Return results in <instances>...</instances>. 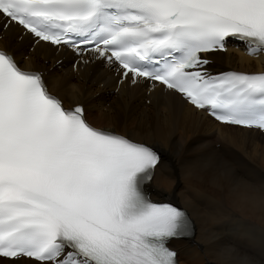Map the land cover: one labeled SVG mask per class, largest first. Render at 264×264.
Masks as SVG:
<instances>
[{"label": "snow or ice", "instance_id": "snow-or-ice-1", "mask_svg": "<svg viewBox=\"0 0 264 264\" xmlns=\"http://www.w3.org/2000/svg\"><path fill=\"white\" fill-rule=\"evenodd\" d=\"M0 27L99 59L121 82L178 95L216 121L264 131V71L210 72L230 39L264 52V0H0ZM161 157L65 107L0 50V264H177L193 227L147 193Z\"/></svg>", "mask_w": 264, "mask_h": 264}, {"label": "bare ground", "instance_id": "bare-ground-1", "mask_svg": "<svg viewBox=\"0 0 264 264\" xmlns=\"http://www.w3.org/2000/svg\"><path fill=\"white\" fill-rule=\"evenodd\" d=\"M3 34L0 43L27 69L42 71L66 106L82 104L93 125L160 152L149 191L185 208L193 222L189 237L170 241L179 264H264V134L215 123L158 85L148 96L143 84L123 83L115 93L116 78L99 62L74 73L47 45L30 52L15 27ZM238 51L211 53L209 69L264 71V55Z\"/></svg>", "mask_w": 264, "mask_h": 264}, {"label": "rangeland", "instance_id": "rangeland-1", "mask_svg": "<svg viewBox=\"0 0 264 264\" xmlns=\"http://www.w3.org/2000/svg\"><path fill=\"white\" fill-rule=\"evenodd\" d=\"M224 158H227V154L224 155ZM235 168H236V170H237L239 173L243 174V173L239 170L238 165H236ZM156 199H157V198H156ZM157 200H158V199H157Z\"/></svg>", "mask_w": 264, "mask_h": 264}]
</instances>
